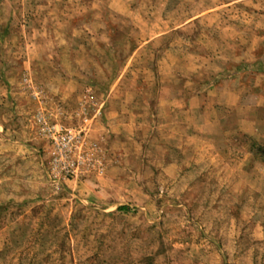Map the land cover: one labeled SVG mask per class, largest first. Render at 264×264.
Instances as JSON below:
<instances>
[{
	"label": "rangeland",
	"instance_id": "374dc122",
	"mask_svg": "<svg viewBox=\"0 0 264 264\" xmlns=\"http://www.w3.org/2000/svg\"><path fill=\"white\" fill-rule=\"evenodd\" d=\"M256 56L264 0H0V264H264V111L165 100ZM45 123L82 130L74 176Z\"/></svg>",
	"mask_w": 264,
	"mask_h": 264
},
{
	"label": "crops",
	"instance_id": "0c3cea01",
	"mask_svg": "<svg viewBox=\"0 0 264 264\" xmlns=\"http://www.w3.org/2000/svg\"><path fill=\"white\" fill-rule=\"evenodd\" d=\"M235 61L238 60L235 59ZM259 61L261 60L256 56V60L246 61L249 64H242L239 62V67L235 62H228L221 70H212L205 76L199 75L200 73L190 75L182 74L180 76L181 88H183L181 93L175 96L166 94L165 100L166 102H172V104L174 103L173 101L180 102L178 107L184 111L182 113L187 112L190 107H198L201 112H204L207 94L209 92H216V94L221 93L217 100L218 105H216L218 110L222 113L221 116H218L219 121L221 122L222 118L226 116L228 120L233 122L232 127L229 125V128L226 125L227 128L223 129V131L235 132L241 130L242 127L243 129H247L245 127H249L250 129L253 127L258 128V126L260 127L258 124H260L261 121L259 118L260 113H258L257 110L260 112L264 111V66L258 67L260 64ZM203 73L204 71L202 74ZM188 85L195 90L194 93L189 96L184 93V88L188 87ZM194 101H198L200 104L195 105ZM104 102L103 105L107 103L105 100ZM254 102L256 103L255 105ZM167 107L168 112L172 114V106ZM240 110H242V112H239ZM106 111H108V106ZM182 113L181 115L183 116ZM228 120H226V122ZM185 129L186 128L182 125L180 132ZM198 129L199 127L197 131H199ZM125 131L127 130H122L115 126L107 129L108 133H124ZM200 131L202 132V130Z\"/></svg>",
	"mask_w": 264,
	"mask_h": 264
},
{
	"label": "built area",
	"instance_id": "2783aa9c",
	"mask_svg": "<svg viewBox=\"0 0 264 264\" xmlns=\"http://www.w3.org/2000/svg\"><path fill=\"white\" fill-rule=\"evenodd\" d=\"M44 131L51 146V165L54 170L62 174L63 178L74 176L82 164L80 149L85 142L82 130L75 131L61 125L45 123Z\"/></svg>",
	"mask_w": 264,
	"mask_h": 264
}]
</instances>
